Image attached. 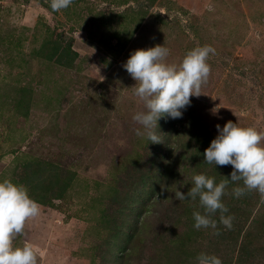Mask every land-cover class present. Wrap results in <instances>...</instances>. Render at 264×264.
Segmentation results:
<instances>
[{"label":"rangeland","instance_id":"1","mask_svg":"<svg viewBox=\"0 0 264 264\" xmlns=\"http://www.w3.org/2000/svg\"><path fill=\"white\" fill-rule=\"evenodd\" d=\"M69 44L77 55L64 64ZM158 44L169 63L198 46L215 54L202 94L182 118H161L152 143L135 134L143 104L122 64ZM229 120L264 132V0H73L59 11L50 0H0V181L39 203L14 238L38 264H198L201 253L264 264L258 192L235 198L239 182L229 183L231 229L217 212L216 229L196 230L198 200L175 198L193 171L230 179L231 165L202 154Z\"/></svg>","mask_w":264,"mask_h":264},{"label":"clouds","instance_id":"2","mask_svg":"<svg viewBox=\"0 0 264 264\" xmlns=\"http://www.w3.org/2000/svg\"><path fill=\"white\" fill-rule=\"evenodd\" d=\"M73 0H50L53 11L66 9ZM170 50L162 45L133 50L122 67L136 82L133 95L143 104V109L133 114L132 120L139 125L137 136H144L149 142H160L157 135L158 121L161 118H182L183 110L191 104L192 97H199L202 85L209 78L211 67L208 58L215 54L210 45L198 46L189 50L180 62L169 63ZM234 114V113H233ZM235 115V114H234ZM217 135L204 150V161L216 166L231 165L230 179L216 182L206 174L190 175L188 192L175 191L179 201L192 200L203 210L193 211V227L217 228L212 217L219 212V223L231 229L234 219L225 215L229 209L223 203L229 183L235 198L255 190L264 197V132L252 126H240L227 121L223 127L217 125ZM40 214L39 203L28 190L9 180L0 181V264H38V257L30 244L14 245V238L23 234L29 219ZM198 264H222L219 257L207 253L197 256Z\"/></svg>","mask_w":264,"mask_h":264},{"label":"trees","instance_id":"3","mask_svg":"<svg viewBox=\"0 0 264 264\" xmlns=\"http://www.w3.org/2000/svg\"><path fill=\"white\" fill-rule=\"evenodd\" d=\"M58 48V46H57ZM69 52V53H68ZM55 54V53H54ZM65 55H71V59H73L75 57V55H77V52L72 51L70 44L68 45V47H65V49L61 52V54L59 55V61H62L64 64L66 63V59H64ZM70 62V61H69ZM207 143H209V139L207 141ZM205 150V148H204ZM204 150L202 152V154L204 153ZM202 156V155H201ZM225 177V176H224ZM226 179V178H225ZM58 178L55 180V184H58ZM61 187V192H64L66 190L67 184H63V185H59ZM133 199V197H131ZM117 200V196H115L112 201H116ZM189 212H191V209L189 208ZM134 213V212H133ZM135 215H137V213H134ZM133 237V232L130 233L128 235V238H132ZM173 243H177V240H172ZM180 244V243H179Z\"/></svg>","mask_w":264,"mask_h":264}]
</instances>
